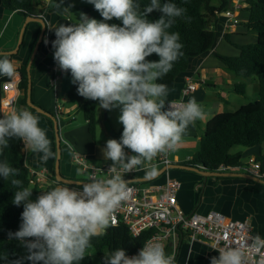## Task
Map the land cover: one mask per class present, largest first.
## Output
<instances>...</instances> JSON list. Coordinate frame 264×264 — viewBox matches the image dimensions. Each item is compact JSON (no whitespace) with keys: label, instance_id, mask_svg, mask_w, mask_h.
<instances>
[{"label":"clouds","instance_id":"obj_1","mask_svg":"<svg viewBox=\"0 0 264 264\" xmlns=\"http://www.w3.org/2000/svg\"><path fill=\"white\" fill-rule=\"evenodd\" d=\"M47 2L56 9L63 5V0ZM87 2L103 20L81 13L79 23L55 28L53 59L62 71H70L80 96L98 101L106 110L120 107L118 119L123 132L119 140L108 139L102 149L105 160L112 161V175L86 180L82 190L57 185L42 191L33 202L29 199L33 190L23 187L21 180L11 179L17 188L12 203H23L24 207L19 230L9 236L24 244L29 253L26 258L33 264H79L92 239L104 236L114 226L116 211L128 199L125 179L132 177L124 179L121 170L131 172L161 153L175 151L188 127L205 117L195 98L167 103L168 85L158 82L183 55L179 33L169 29L186 9L161 0H150L143 11L135 0ZM154 10L162 15L149 21L147 14ZM113 18L122 21V26L106 22ZM151 54H157L159 60L148 61ZM16 72L11 59L0 58V76L11 79ZM13 137L22 139L43 162L54 155L46 130L39 126V117L27 109H14L0 118V151L8 148V140ZM126 148L133 154L128 155ZM18 175L19 169L6 161L0 163V177L8 180ZM252 247L264 248V240L257 237ZM217 251L219 256L212 257L211 264H248V255L239 246ZM105 264H175V257L165 251L163 243L150 239L131 257L122 248L111 251L105 255ZM257 264H264V257Z\"/></svg>","mask_w":264,"mask_h":264},{"label":"crops","instance_id":"obj_2","mask_svg":"<svg viewBox=\"0 0 264 264\" xmlns=\"http://www.w3.org/2000/svg\"><path fill=\"white\" fill-rule=\"evenodd\" d=\"M44 2L46 5L42 2L40 9L45 10L43 18L46 22L47 30L44 33L43 41L31 68V97L37 106L56 116L58 119L61 130V157L59 161L61 175L68 179L80 181L84 179V175L81 169L73 163L72 152L75 151L85 156L91 163L103 161L105 158L102 149L106 146V142L97 139V131L94 139L90 136L85 117L82 122L71 125V127L73 126L72 128H65L67 124L71 123L67 121L69 119H75L74 116L77 113L83 111L84 114L83 106L87 99L78 94V85L73 83V78L69 72L62 71L54 61L52 41L56 39L55 28L61 24L74 25L79 23L80 15L84 13L81 8L92 7L94 5L88 3L87 0H63L61 8L56 9L54 7L49 8L47 0H44ZM56 2L58 0H53V3ZM65 7L68 8L67 11H65ZM224 11L217 14L212 24V29L216 32V40L213 47L207 53L191 59L187 71L177 76L174 87L168 91L167 103L181 100L182 89L187 80L198 84V88L191 93L188 100L195 98L199 104L206 101V93L201 83L203 82L202 79H205L208 71L212 74L217 69H221L219 66L222 63L217 59L216 54L226 56H238L240 54L239 50L227 41V36L233 44L238 45L248 44L250 41L257 40L256 34L250 32L241 24L248 20V13L240 12V24L231 26L223 14ZM87 17L89 16L87 15ZM25 20V17L19 13L4 9L0 3V53L15 50ZM40 31L41 26L37 23H29L26 26L18 53L14 55L0 54V58L7 56L11 59L16 65L17 72L20 74L19 69L29 61ZM45 39L48 40L47 44L44 42ZM221 75L226 80L225 82H227V74L222 71ZM209 87L215 88L216 86ZM59 105L61 107L60 111L57 109ZM16 109H20V107L17 105ZM27 110L39 117V126L46 130V135L51 141V148L54 155L46 162H43L40 159V154L33 153L30 149L23 147L22 139L13 137L8 141L12 142L25 153L26 164L34 176L33 185L39 189L38 197L42 194V191H47L50 186L55 184L54 180L57 181L55 175L57 159L56 139L51 119L32 109ZM114 112L115 107L111 110H106L100 108L98 104L97 120L98 117L101 119L99 124L100 129L104 130L107 138L119 140L122 136L123 125L119 120H114ZM213 117L209 118L207 122ZM204 130L192 129V127L188 128L181 145H187V141L193 139V145H191L195 147L198 142L200 143L201 137L204 134L202 131L204 132ZM199 132L202 134H199ZM263 144L255 147H247L248 149L245 152H241L242 160L243 158H250L248 162L243 163L244 165L259 162L264 168V161H257L261 155H264ZM125 151L127 154L129 153V149L126 148ZM191 159L190 156H186L185 159L178 160L184 161L183 163H185ZM150 162H153V160ZM183 163L171 162V164L182 165ZM147 165L146 161L141 165L142 168L140 171L132 178H146L151 176L152 171L150 172V169H143ZM159 166L158 171L164 167V165ZM42 169H47L48 172L46 173L44 181L39 183L36 180L35 174L42 171ZM158 171L156 170L155 173ZM226 172L235 171L230 170ZM235 173L245 174L243 170ZM167 176L181 182L182 187L178 194V205L183 213L189 215L194 212L206 214L213 210L218 211L232 220L248 221L253 228L254 234L264 238V185L238 177H205L189 170L174 172L168 170L156 180L138 183L141 185L162 184L165 182ZM181 243L177 249L175 264H211V258L219 256L218 251L204 241L191 242L185 238L184 242Z\"/></svg>","mask_w":264,"mask_h":264},{"label":"trees","instance_id":"obj_3","mask_svg":"<svg viewBox=\"0 0 264 264\" xmlns=\"http://www.w3.org/2000/svg\"><path fill=\"white\" fill-rule=\"evenodd\" d=\"M135 2L139 4L140 11L150 4V0H135ZM164 2H172L178 7L186 9L184 16L176 18L175 23L169 29L170 32L179 33L180 43L183 45L181 49L183 55L174 63L167 75L158 81L167 84L169 91L174 87L177 76L187 71L191 59L211 50L216 40V32L212 29V24L218 13L231 6V0H161V3ZM0 3L4 9L17 12L25 19L42 12L40 9L42 0H0ZM243 3L244 6L240 12L248 13L249 16L248 20L241 24L256 34L257 40L254 44L238 45L233 44L227 36V41L239 50L240 54L238 56L216 54V57L225 68L238 77L245 79L256 77L259 84V99L241 106L236 112H222L209 120L201 137L199 149L194 157L183 165L191 167L201 165L205 170L211 172L219 171V168L224 166L226 171H230L244 166L241 152L231 153V149L236 146L255 147L264 143V0H244ZM48 7L52 8L50 5ZM81 10L89 18L103 20L94 6L84 7ZM161 15L160 11L154 10L148 13L146 18L149 21H155ZM106 22L122 26V21L115 18ZM146 59L150 62L158 61L159 56L151 54ZM28 62L19 69L21 82L17 105L20 108L31 109L27 104ZM69 74L71 75L70 71ZM10 80L0 76V118L4 115L1 109L2 85ZM235 91L244 93V84L235 86ZM98 104V101L87 99L83 106L88 132L93 139L97 131ZM8 144V148H3L0 151V163L6 161L11 167L19 169V175L10 177L8 180L0 177V264H14L16 261H20L21 264H33L26 258L29 253L24 244L14 236H9V233L19 230L24 207L12 203L17 188L11 184V179L21 180L23 187L33 190L32 195L37 196L39 189L33 185L34 176L26 164L25 153L12 142L8 141ZM257 161H264V155H261ZM57 185L82 190V185L71 186L62 183H56L48 190ZM152 234L153 231H145L135 237L123 223L110 227L104 236L92 239L91 247L86 251L85 258L79 264H93V255L90 254V251L99 257L100 264H105L106 254L119 248L124 249L128 256L136 255ZM184 240L181 236L178 246ZM165 251L169 253V248H165ZM39 264H43V262L41 261Z\"/></svg>","mask_w":264,"mask_h":264},{"label":"built area","instance_id":"obj_4","mask_svg":"<svg viewBox=\"0 0 264 264\" xmlns=\"http://www.w3.org/2000/svg\"><path fill=\"white\" fill-rule=\"evenodd\" d=\"M243 1L231 0V6L223 12L228 24L231 26L240 24L239 13L244 6ZM42 2L46 5L44 0ZM38 16L43 17L44 13ZM20 82L21 74L16 72V75L10 81L2 85L1 109L4 115L11 113L17 107ZM197 88L198 84L187 80L182 89L181 100L171 102H187L188 97ZM57 109L61 110L60 105ZM23 147L26 148L24 142ZM168 153L155 157L153 163L148 164L143 169L149 170L154 165H170ZM72 161L81 169L84 178L89 182L91 178L106 179L112 175L109 171L111 163H91L85 156L75 151L72 152ZM197 167L203 168L201 165H197ZM141 168V166H138L128 173H124L121 170V174L124 179L133 177ZM242 169L245 174L264 180V168L259 162L246 164ZM219 171L225 172L226 168L221 166ZM47 172V169H42V171L36 173L37 182L41 183L44 181ZM127 187L129 189L128 199L116 211L113 227L123 223L135 237L140 236L145 231H153L152 236L148 240L156 239L163 243L165 248H169V254H173L174 257L177 254L181 236L191 242L204 241L212 245L216 250L239 246L246 251L249 258L248 264H257V261L264 257V248L254 249L252 247L258 236L254 234L253 228L248 221L232 220L221 212L214 210L206 214L194 212L187 215L183 213L178 205V194L182 187L180 181L167 176L162 184L143 186L139 183H131L127 184ZM259 238L264 240V238Z\"/></svg>","mask_w":264,"mask_h":264},{"label":"rangeland","instance_id":"obj_5","mask_svg":"<svg viewBox=\"0 0 264 264\" xmlns=\"http://www.w3.org/2000/svg\"><path fill=\"white\" fill-rule=\"evenodd\" d=\"M256 41H250L249 44H254ZM221 69H217L215 73H210V71L207 72V75L205 76V79H202L203 82L201 83V86L203 87L205 93H206V101L201 102L200 105L203 107L204 112H205V117L203 119L197 120L193 125H190L188 128L192 127V129H205L207 120L211 118L212 116H216L219 113L222 112H236L241 106L249 104L251 102H255L256 100L259 99L258 91H259V84L256 80V77L253 79H245L238 77L235 73L232 71L228 70L225 68L223 64H220ZM224 72L227 74V82L226 80L223 79L221 72ZM238 84H244L245 86V92L244 93H238L235 91V86ZM209 86H216L215 88L209 87ZM216 103H218L216 105ZM121 114L120 107H115V112H114V120H119V116ZM112 115V114H111ZM75 119L67 122H71L66 125L67 128H72L71 125L80 123L83 121L84 114L83 111H80L74 116ZM100 118L98 117L97 123V139L101 140L103 142H106L108 139L106 135L104 134V130L100 129ZM60 130V126H59ZM202 133H204L202 131ZM199 132V134H202ZM60 137H61V130H60ZM193 139H190L187 141V145H179L178 148L175 151H170L168 153V160L172 163H183L184 161H179L178 159H185L186 156H190L191 158L194 157L195 153L199 149V142L196 144L195 147H193ZM192 144V145H191ZM192 146V147H191ZM264 147V144H263ZM248 148L243 147V146H236L233 149H231V153H237V152H245ZM167 153V152H166ZM166 153H161V154H166ZM133 153L129 149L128 155H132ZM158 157V156H157ZM178 160V161H177ZM250 160V158L245 159L243 158L242 162L246 163ZM95 164H103V163H111L112 161L109 160H103V161H95ZM152 164L153 162L147 161V164ZM157 164V163H154ZM160 166L159 165H154L153 167L150 168V172L153 170H159ZM243 169L242 167L240 168H235L233 171L235 172H241ZM174 171H181L178 169H172L171 172ZM143 186H146L144 184ZM31 201H35L37 199V196L31 195L29 197ZM22 206H24L23 203H21ZM90 254L93 255V264H100V259L99 257L94 254L93 251H90Z\"/></svg>","mask_w":264,"mask_h":264},{"label":"water","instance_id":"obj_6","mask_svg":"<svg viewBox=\"0 0 264 264\" xmlns=\"http://www.w3.org/2000/svg\"><path fill=\"white\" fill-rule=\"evenodd\" d=\"M29 23H37L41 26V31L38 37V41L35 45L34 51L29 59L28 65H27V73H28V90H27V104L28 106L33 109L34 111H36L37 113L48 117L49 119H51V121L53 122V128H54V132H55V139H56V150H57V159H56V165H55V175H56V179L59 183H63L66 185H75V186H81L83 183H87L86 181H79V180H73V179H68L64 176L61 175L60 173V165H59V161H60V157H61V149H60V144H61V137H60V130H59V122L56 116L52 115L51 113L47 112L46 110H44L43 108L37 106L33 100H32V76H31V68H32V64L35 60L36 54L38 52V49L43 41V36L44 33L47 30V26H46V22L42 17H37V16H29L26 18L24 25L21 29L20 35H19V40H18V44L15 48L14 51H10V52H5V53H0V54H5V55H14L16 53H18V50L22 44V40H23V36H24V32L26 29V26ZM172 169H181V170H189V171H193L196 173H199L205 177H209V176H217V177H238V178H244V179H248L251 180L253 182H257L259 184L264 185V180L255 178L251 175L248 174H242V173H235V172H220V171H216V172H211V171H207L204 168L203 169H199L197 167H191V166H187V165H182V164H170L168 166H164L160 171H158L157 173H155L154 175H151L149 177L146 178H129V179H125L127 184L130 183H138V182H150L153 180L158 179L163 173L167 172L168 170H172Z\"/></svg>","mask_w":264,"mask_h":264},{"label":"flooded vegetation","instance_id":"obj_7","mask_svg":"<svg viewBox=\"0 0 264 264\" xmlns=\"http://www.w3.org/2000/svg\"><path fill=\"white\" fill-rule=\"evenodd\" d=\"M80 181H86V179L84 178L83 180H80Z\"/></svg>","mask_w":264,"mask_h":264}]
</instances>
